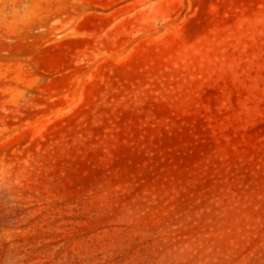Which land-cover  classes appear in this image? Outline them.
<instances>
[{"label":"rangeland","instance_id":"1","mask_svg":"<svg viewBox=\"0 0 264 264\" xmlns=\"http://www.w3.org/2000/svg\"><path fill=\"white\" fill-rule=\"evenodd\" d=\"M0 264H264V0H0Z\"/></svg>","mask_w":264,"mask_h":264}]
</instances>
